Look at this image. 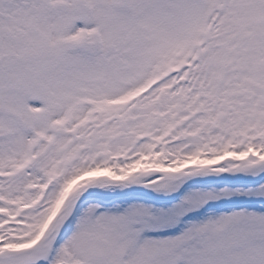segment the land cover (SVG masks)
<instances>
[{"label": "snow or ice", "instance_id": "1", "mask_svg": "<svg viewBox=\"0 0 264 264\" xmlns=\"http://www.w3.org/2000/svg\"><path fill=\"white\" fill-rule=\"evenodd\" d=\"M0 264H264V0H0Z\"/></svg>", "mask_w": 264, "mask_h": 264}]
</instances>
